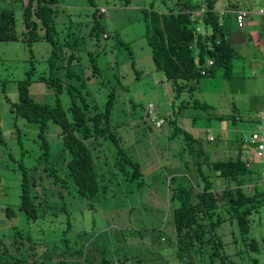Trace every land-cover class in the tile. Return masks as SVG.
Instances as JSON below:
<instances>
[{"label":"rangeland","instance_id":"rangeland-1","mask_svg":"<svg viewBox=\"0 0 264 264\" xmlns=\"http://www.w3.org/2000/svg\"><path fill=\"white\" fill-rule=\"evenodd\" d=\"M177 1L58 0L54 6L56 44L41 39L0 41V251L3 242L14 252L18 231L21 239L31 236L43 264L60 260L83 264L84 259L97 263L102 257L115 260L123 256L125 264H186L188 257L179 259L174 237L173 209L178 201L170 195L179 185L202 189L197 163L218 195L225 186H235V180L217 176L204 162L228 159L240 149L242 131L253 128L244 115L256 107L264 109V77L246 71V80L236 87L232 64L228 74L216 67L213 74L200 78H219L215 91L199 93L198 84L191 96L182 92L175 97L171 82L155 69L144 36V13L151 9L166 12ZM203 1L179 0L199 6ZM5 4L14 9L15 29L20 34V3L8 0ZM258 6L264 9V0ZM68 68L72 77L67 75ZM29 70V91L35 101L55 103L53 89L39 78L57 76L64 88L59 101L68 118L73 100L83 107L75 91L79 88L92 120L89 124L104 127L87 140L98 173L99 190L94 195L80 194L68 174V154L63 151L58 124L48 123L46 157L37 123L15 119L11 102L17 100V84ZM111 91L114 100L106 121L102 114ZM177 127L191 139H185ZM109 132H114L132 162L138 163L140 174L135 175L133 165L120 160ZM228 139L234 141L232 154L224 151ZM21 167L27 169L31 197L41 202L35 220L27 219L19 209ZM51 169L56 170L58 180ZM244 188L250 195L264 193L259 165L246 176ZM5 207L15 214L6 216ZM218 217L221 222L216 232L227 260L222 263L216 258L213 264H264V201L252 210L245 234L222 204L213 215ZM250 238L257 241L258 250L247 248ZM203 250L205 258L200 259L196 247L190 249L193 264H210L211 245L206 243Z\"/></svg>","mask_w":264,"mask_h":264},{"label":"trees","instance_id":"trees-1","mask_svg":"<svg viewBox=\"0 0 264 264\" xmlns=\"http://www.w3.org/2000/svg\"><path fill=\"white\" fill-rule=\"evenodd\" d=\"M0 0V41L17 40L18 38L31 42L37 39L48 40L56 44L53 38L55 34V4L58 0H11L18 1L22 12V30L20 34L15 29L16 17L14 9L9 5L8 0ZM91 1V0H89ZM216 0H205L206 12L201 19L203 31H198L199 18L194 15L200 6L189 2H177L173 7H169L166 12L149 10L144 13L145 38L151 47V57L156 70L163 73L164 80L171 82L175 97H179L182 92H188L189 96L198 88L200 78L206 74H213L216 67L223 68L228 74L231 68V59L234 51L227 40V30L219 25L220 17L214 12L213 7ZM183 3V4H182ZM96 31L98 25H95ZM73 57V54L68 58ZM208 60L213 61L212 66H207ZM95 64V62H93ZM53 65V61H50ZM52 70V69H51ZM204 70V73H201ZM23 80L17 84V100L11 102V110L15 119L21 117L27 121L36 122L38 125L37 137L42 141L44 154L48 155V143L45 140V133L49 122H54L60 126L62 136L63 151L68 154L65 166L72 181L77 187V191L82 195L91 196L99 190L98 173L95 168L94 156L87 140L92 135H97L104 127L89 124L92 122L87 117L85 109L87 107L85 96L76 89L77 94L82 98L83 107L73 100L71 106V117L68 118L60 101L59 94L63 85L59 77L50 75L48 78L40 77L39 81L53 89L55 103H40L35 101L30 95L29 86L32 83L29 70ZM67 75L72 77L73 71L67 69ZM69 89V88H68ZM70 90V89H69ZM71 93V90L69 91ZM7 100L8 97L6 98ZM114 100V92L108 94L105 103V110L102 116L108 121ZM198 105V104H197ZM201 105V104H200ZM207 104H204V106ZM226 116H220V118ZM96 117L93 118V120ZM233 120V119H232ZM184 134L185 139L191 136L184 130L176 128ZM113 144L117 148L120 160L133 166V173L140 174L138 163L132 162L119 144L114 132L107 133ZM0 141L2 135L0 130ZM228 159L205 160L207 167L216 172L217 176L235 180V186H225L221 194L213 190L212 181L203 173L201 164L197 163L198 173L204 181L201 190L195 191L192 187L177 186L172 192L171 199L177 200L178 205L173 209L174 237L178 242V257L184 260L188 257L186 264H193V256L190 249L196 247L200 253V259L205 258V244L211 245V252L208 254L210 264L216 258H220L224 263L227 260L226 253L223 252V242L216 232L220 224V217L214 219L213 215L224 205L231 215L235 216L241 233L249 231V217L252 210L264 201V193L255 192L253 195L247 194L244 188L246 176L252 172L245 163L238 157L230 155ZM22 168V178L20 181L19 209L23 211L26 218L35 220L38 216L37 206L41 202H36L31 197L30 181L27 169ZM56 170H50L55 181L58 180ZM260 196V197H259ZM259 197V199H258ZM219 200L222 201L219 204ZM257 202V204H255ZM6 216H13L15 211L10 207H5ZM16 239L13 244H18L12 252L9 246L3 244L0 251V264H43L37 258L35 247L30 235L21 239L20 232L16 231ZM248 238V237H247ZM247 248L256 251L258 243L254 238L247 239ZM22 250V251H21ZM21 251V255H16ZM126 256L117 257L115 260L102 257L99 262L82 260L83 264H125ZM202 262L198 263L201 264ZM53 264H70L69 262H54Z\"/></svg>","mask_w":264,"mask_h":264},{"label":"crops","instance_id":"crops-1","mask_svg":"<svg viewBox=\"0 0 264 264\" xmlns=\"http://www.w3.org/2000/svg\"><path fill=\"white\" fill-rule=\"evenodd\" d=\"M262 0H216L213 10L216 12L223 27L227 30V40L230 43L234 56L231 59L234 81L233 85L236 87L246 80L245 72L248 71L257 77H264V9L259 5ZM235 10L246 11L243 26L239 27L236 21ZM204 76H207L204 75ZM242 78V80H240ZM220 85V79L212 76L209 79H202L199 81V93L213 92ZM245 87V84H243ZM264 112V109L259 107L254 108L244 115L245 121L256 126V114ZM239 118L241 115H237ZM237 116L231 115L234 122L238 121ZM241 121V120H240ZM252 128V127H251ZM234 141L232 139L226 140L224 151L228 153L234 150ZM235 156V155H233Z\"/></svg>","mask_w":264,"mask_h":264},{"label":"built area","instance_id":"built-area-1","mask_svg":"<svg viewBox=\"0 0 264 264\" xmlns=\"http://www.w3.org/2000/svg\"><path fill=\"white\" fill-rule=\"evenodd\" d=\"M206 2L200 5V8L194 12V15L199 18V29L202 32L201 19L203 14L206 12ZM236 21L239 27L243 26L244 18L247 14L243 10H235ZM220 20L219 25H222ZM213 61L208 60L207 66H212ZM204 73V70H201ZM256 126H254L249 131H242L241 134V147L239 150L235 151V155L238 156L246 165L247 168L253 169L254 166H260V173L262 175V180L264 182V112L256 114ZM251 185V184H250ZM253 186V185H251Z\"/></svg>","mask_w":264,"mask_h":264}]
</instances>
